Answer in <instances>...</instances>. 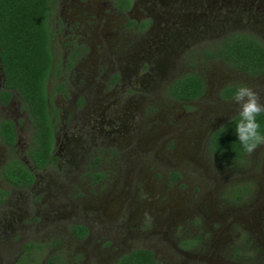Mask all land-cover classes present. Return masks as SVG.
<instances>
[{
    "label": "rangeland",
    "instance_id": "374dc122",
    "mask_svg": "<svg viewBox=\"0 0 264 264\" xmlns=\"http://www.w3.org/2000/svg\"><path fill=\"white\" fill-rule=\"evenodd\" d=\"M132 3L118 12L113 0H55L54 67L73 41L86 49L65 75L50 76L48 86L64 77L70 87L67 96L53 95L61 109L54 161L36 169L27 188L0 176L9 188L0 202V264H14L30 240L51 244L33 247L20 264H37L53 251L67 264H113L136 247L151 248L160 264L264 261V145L232 167L218 164L206 143L211 128L238 111L232 99L221 97V83H246L264 103V73L250 77L222 61L194 58L207 79L205 93L182 102L164 90L190 67L187 54L200 45L238 28L264 39V0ZM145 18L152 22L141 29L129 22ZM16 105L0 108V117L20 120L16 146L0 141V161L6 155L27 159L31 122ZM96 155L103 173L92 181L86 171ZM240 182L250 189L234 201L226 188ZM72 223L86 225V236L75 237ZM242 233L252 240L246 258L236 253ZM196 234L199 243L185 247L182 240Z\"/></svg>",
    "mask_w": 264,
    "mask_h": 264
},
{
    "label": "trees",
    "instance_id": "16d2710c",
    "mask_svg": "<svg viewBox=\"0 0 264 264\" xmlns=\"http://www.w3.org/2000/svg\"><path fill=\"white\" fill-rule=\"evenodd\" d=\"M119 10L130 7L132 0H113ZM55 0H0V100L7 103L15 92L21 101V108L26 110L31 122V135L26 148L27 159L11 155L0 166V176L11 185L28 187L35 179L34 169H41L51 164L54 153L55 130L59 107L53 102V95L63 92L67 95L66 80L57 79L51 89L48 87L51 73L60 75L63 59H58L54 67L53 50V14ZM135 22L134 19L129 20ZM73 48L64 59L65 68H70L82 49L75 41ZM84 46V45H83ZM201 53L203 61H222L229 66L251 76L264 71V40L257 32L248 29H233L216 41L195 48L191 54ZM195 58V56H194ZM191 57V69L178 73L165 87V93L180 101H189L199 97L205 89V81L200 72L194 68ZM237 83L227 82L220 89L224 99L231 98ZM238 111L229 115L209 131L206 139L207 149L214 160L223 166L239 167L245 164L246 154L238 141L236 124ZM261 131L264 132V113L257 117ZM18 121L19 118H18ZM17 138L16 124L10 117L0 119V141L11 146ZM99 155L91 158L87 173L97 180L102 175L98 168ZM179 177L178 171L172 173ZM249 182H240L226 188L228 196L234 201L243 199L249 192ZM9 194V190L0 187V202ZM70 232L78 238L88 233L83 223H72ZM200 235L183 239V245L191 248L200 241ZM241 242L236 253L244 258L250 251V237L242 233ZM51 243L30 240L24 244L25 250L20 253L14 264H20L26 252L33 247L42 250ZM53 244L57 245L56 240ZM247 249L243 254L242 246ZM242 254V255H241ZM37 264H67L66 258L59 251L49 252ZM113 264H160L154 251L148 247H136L120 253ZM200 264V263H193Z\"/></svg>",
    "mask_w": 264,
    "mask_h": 264
},
{
    "label": "clouds",
    "instance_id": "9594fccd",
    "mask_svg": "<svg viewBox=\"0 0 264 264\" xmlns=\"http://www.w3.org/2000/svg\"><path fill=\"white\" fill-rule=\"evenodd\" d=\"M236 91L232 102L238 106V122L235 130L238 141L246 154L251 155L257 148L264 145V132L261 131L257 117L264 113V103H261L260 94L246 83L235 85ZM146 222L151 216L145 214Z\"/></svg>",
    "mask_w": 264,
    "mask_h": 264
},
{
    "label": "flooded vegetation",
    "instance_id": "af4514ba",
    "mask_svg": "<svg viewBox=\"0 0 264 264\" xmlns=\"http://www.w3.org/2000/svg\"><path fill=\"white\" fill-rule=\"evenodd\" d=\"M132 2H133V0H132ZM134 5V3H131V5H130V7L128 8V9H126V10H124V11H128V10H130L131 9V7ZM114 8H115V10L116 11H118V12H123L122 10H119V9H117V7L116 6H114ZM149 22H152V20L150 19V18H145V19H140V20H137V21H135V22H133V23H135V26L136 27H138V28H140L141 29V27H144V26H146V25H148V23ZM248 30H251V29H248ZM253 31V30H252ZM262 39H263V37H262ZM264 40V39H263ZM84 46H83V45ZM73 45V44H72ZM80 45H82V46H80V49H82V51H80L79 52V54L77 55V58L79 57V55L80 54H83L84 53V51H85V49H86V46H85V44L84 43H81ZM201 46V45H200ZM74 47V46H73ZM72 47V48H73ZM70 51V50H69ZM191 52L192 51H190V53L189 54H187L188 55V60H190L191 59V57H193L194 58V56H195V59H196V61H203L202 59H201V53H197V54H195L194 55V53L193 54H191ZM77 60V59H76ZM209 61H211V60H209ZM185 62H187V59L185 60ZM192 63V62H191ZM190 63V67L189 68H185V69H182V70H180V71H178L176 74H174L171 78H170V80L165 84V86H164V90H165V87H166V85L178 74V73H180V72H182L183 70H186V69H191L192 68V64ZM62 66H63V68L61 69V73H60V76H62V75H65L68 71H69V69L71 68H68L67 70H64V68H65V62H64V59H63V61H62ZM194 68H196L199 72H200V70H199V68H198V65L197 66H193ZM233 68V67H232ZM235 69V68H234ZM237 71H239V72H241V73H243V74H245V75H247V76H250V77H257V76H259V75H262L263 73H264V71L263 72H261V73H259V74H257V75H254V76H251V75H249V74H247V73H245V72H243V71H240V70H238V69H236ZM200 74L203 76V79H204V81H205V89H204V92L199 96V97H197V98H195V99H192V100H189L188 102H194V101H196L197 99H199L204 93H205V91L207 90V86H208V83H207V79L205 78V76H204V74L202 73V72H200ZM1 76H2V74H0V79H1ZM59 79V78H58ZM60 79H64V80H66V85H67V95H68V92L70 91V87H69V85H68V83H67V79H65L64 77L62 78V77H60ZM49 83V82H48ZM231 83H237V84H239L238 82H231ZM224 84H226V82H224V83H221V85L219 86V88H218V92H220V89H221V87L224 85ZM53 85H54V83L51 85L50 84V86H48L49 87V89H51L52 87H53ZM0 87H1V80H0ZM56 94H62L63 96H67V95H64V93L63 92H57ZM171 97V96H170ZM172 98V97H171ZM232 98V97H231ZM231 98H228V99H225V100H230ZM173 99H175V98H173ZM15 101L17 102V105L14 107L15 108V110L16 111H19L20 109H22L21 108V101L16 97V94H15V92L13 93V95L10 97V99H9V101L7 102V103H3L1 100H0V108L1 109H4V108H7L8 110H10L11 109V105H13L14 103H15ZM182 102H185V101H182ZM59 107V106H58ZM24 110V109H23ZM60 107H59V112H60ZM234 114V113H233ZM25 116H26V118L28 119V117H27V113L25 112ZM2 117H10V118H12L13 120H14V122H15V124H16V132H17V138H16V141H15V143L13 144V145H11V146H8V145H6L4 142H2L4 145H5V147L7 146V147H9V148H13L14 146H16V144L19 142V138H20V135H19V131H18V125H19V121H18V118L17 117H13V116H11L10 114H6V115H3V116H1L0 117V119L2 118ZM55 137H56V130H55ZM27 146V145H26ZM54 153H55V151H54ZM55 155H56V153H55ZM11 155H6V156H4L2 159H1V161H0V166L2 165V163H4L5 161H6V159L7 158H9ZM34 174H35V178H36V169H34ZM4 180V179H3ZM35 180V179H34ZM5 181V180H4ZM5 183H6V181H5ZM33 183H34V181H33ZM32 183V184H33ZM7 184H9V185H11L9 182H7ZM32 184H30L29 186H31ZM11 186H14V185H11ZM28 186V187H29ZM0 187H3V188H5V189H8L9 190V188L8 187H6V184L4 185V184H0ZM17 187V186H16ZM18 188H27V187H18ZM9 195V194H8ZM7 195V196H8ZM7 196L5 197V198H7ZM5 200V199H4ZM3 200V201H4ZM2 202V201H1ZM262 264H264V261H260ZM254 263H256V264H258L257 262H254Z\"/></svg>",
    "mask_w": 264,
    "mask_h": 264
}]
</instances>
